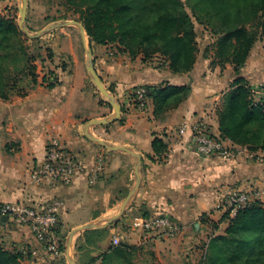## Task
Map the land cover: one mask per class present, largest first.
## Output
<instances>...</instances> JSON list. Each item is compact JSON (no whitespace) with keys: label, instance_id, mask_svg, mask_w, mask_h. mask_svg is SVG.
Instances as JSON below:
<instances>
[{"label":"crops","instance_id":"obj_1","mask_svg":"<svg viewBox=\"0 0 264 264\" xmlns=\"http://www.w3.org/2000/svg\"><path fill=\"white\" fill-rule=\"evenodd\" d=\"M16 7L15 0H0V15L15 19ZM65 38L60 50L71 55L73 66L70 70L52 69L59 77L58 84L47 87L41 79L36 84L15 79L7 97H0V202L43 207L57 201L54 233L58 237L62 231L93 224L94 228L77 232L72 238V257L77 264H99L102 255L114 247L113 236L119 237L121 245L131 246L133 264H202L201 244L220 229L223 232L228 223L223 218L228 194L236 189L264 187V159L224 160L199 155L188 142L189 130L184 135L178 133L183 123L192 125L203 118L219 135L218 110L223 92L235 77L233 66L228 63L223 69L211 67L207 56H201L191 70L173 73L157 56L149 61L141 54L132 56L115 46L113 49L112 44H96L92 46L94 70L118 103L117 113L89 84L79 46L71 37ZM262 44L254 43L240 70L250 88H264ZM165 84H189L191 90L164 118L155 116L151 98L140 109L127 96L132 86ZM113 117L109 122L91 125L88 133L107 145L127 147L132 153L108 148L87 136L89 121ZM155 135L168 144L160 156L151 146ZM54 138L72 151L84 169L68 182L48 178L37 182L32 168L43 162L46 147ZM224 142L238 145L228 139ZM136 157L140 171L133 196L122 215L99 235L93 230L117 213L133 185ZM100 159L102 166L95 179L93 171ZM134 210L149 215L166 213L179 225V232L165 237L158 232L135 230L130 220L142 214H130ZM0 245L13 250L34 249L35 254L22 256V264H69L66 250L60 249L62 254L55 257L27 225L12 220L0 222ZM63 255L65 263L57 262ZM143 255H150V263Z\"/></svg>","mask_w":264,"mask_h":264},{"label":"trees","instance_id":"obj_2","mask_svg":"<svg viewBox=\"0 0 264 264\" xmlns=\"http://www.w3.org/2000/svg\"><path fill=\"white\" fill-rule=\"evenodd\" d=\"M81 5V24L89 43H116L121 51L143 58L153 54L165 57L173 73L191 70L196 60L195 23L210 28L216 35L212 63L221 68L233 66L235 77L223 92L218 110L219 136L250 150L264 151V109L251 104L249 81L241 69L250 49L264 39V0H68ZM16 20L0 15V97L6 98L9 85L15 82L13 65L20 75L31 76L36 84L35 58H30ZM53 52L46 48V58L53 60ZM42 58L41 60L44 61ZM59 66V65H56ZM59 67L64 70L65 64ZM13 78V79H12ZM12 79V81H11ZM41 83L54 87L59 77L49 69L41 76ZM156 117L164 118L190 94L189 84L146 86ZM152 150L158 156L167 150L163 137L155 135ZM142 216H149L143 213ZM228 224L223 234L209 237L202 264H264V206L253 203L238 210L233 218L223 214ZM2 222V220H0ZM99 235L107 226L93 230ZM60 238V237H59ZM60 238V249H63ZM131 246L111 247L102 255L99 264H133ZM22 255L0 245V264H22Z\"/></svg>","mask_w":264,"mask_h":264},{"label":"built area","instance_id":"obj_3","mask_svg":"<svg viewBox=\"0 0 264 264\" xmlns=\"http://www.w3.org/2000/svg\"><path fill=\"white\" fill-rule=\"evenodd\" d=\"M250 89L251 104L264 109V88L256 86ZM146 91L145 85L132 86L128 89L127 96L134 106L143 109L148 99ZM186 130H189V144L199 155L217 156L224 160L241 158L261 161L264 159L263 151L250 150L246 146L226 144L219 135L210 130L207 121L203 118L197 119L192 125L183 123L179 126L178 133L184 135ZM101 166L102 161L100 159L97 168L93 171L95 179ZM83 169V164L72 151L54 138L46 147L43 162L32 168V177L37 182L44 178L68 182L73 175ZM253 203L264 206V187L232 190L224 202V211L227 212L228 218H233L238 210ZM58 205L57 201L43 207L24 202H0V220L2 216H6V220L27 225L36 240L42 243L48 252L58 254L60 252V238L54 233L58 222ZM130 226L146 233L158 232L165 237H172L179 232V225L166 213L134 216L130 220ZM111 245L114 247L121 245L118 236L112 237ZM16 252L22 256L35 254L34 249L25 247L17 248Z\"/></svg>","mask_w":264,"mask_h":264},{"label":"rangeland","instance_id":"obj_4","mask_svg":"<svg viewBox=\"0 0 264 264\" xmlns=\"http://www.w3.org/2000/svg\"><path fill=\"white\" fill-rule=\"evenodd\" d=\"M15 3L17 4V7L15 8V12H14L15 13V20H16L17 24H20L22 0H15ZM81 7H82L81 5L79 6V5L69 3L68 0H27L25 26L30 32H36V31L41 30V29H43L49 25L54 24L55 22H60V21H76V22L81 24V18H80ZM195 31H196L195 42L197 45L196 59L201 57V56H207V59L210 61L211 67H215L216 65L218 67H220L217 62L212 63L213 60L215 59V57H214V53H215L214 44L216 41V35L210 31V28L205 27L199 23H195ZM66 36L71 37V39L73 40V44L79 46V48L81 49L80 53L82 55V58L85 59L86 69H87L88 58H87L86 50H90V52L92 54V46H96V43L93 42L90 44L88 36L86 34H85L84 40H83L79 28L75 25H64V26L56 27V28L42 34L41 36H39L37 40L22 38L23 44L26 46L30 58L31 59H32V57L35 58V61H33L32 64H34V66H35L33 72L35 74L34 76L36 78V82L38 80H40L41 76L43 74H45L47 72V70H49L50 68L55 70V72L58 68L60 70L62 69L61 67H59L61 64L66 65V68H65L66 70H68V69L70 70L72 68L73 60L71 58V55L60 50L66 41L65 40ZM258 41H259V43H263L262 48L264 49V39L258 40ZM108 44H112L113 49H115L114 46L116 48H119L116 43H114V44L108 43ZM47 47L52 48V50L54 52L53 53L54 56H53L52 61H50L48 58H46V48ZM210 51H212V53ZM156 56L158 58H160L161 60H165V57L161 56L159 54H153L149 57H146V59H148L149 61H152V59H154V57H156ZM41 57L46 58V59H44V61H42ZM56 65H59V66H56ZM221 69H223V68H221ZM10 71L12 74H15L14 79H16V80L22 79L25 82L27 80H29V82L31 83V76L24 75V74L20 75L19 72H17V70H15V67L13 65L10 66ZM57 71H59V70H57ZM88 74H89V72H88ZM88 76H89V78L87 80L89 81V84L90 85L92 84L94 89L96 88L97 94L101 97L102 95L100 94L99 89L94 84V82L91 78V75L89 74ZM12 79H11V81H12ZM229 87H230V85L228 86V88ZM107 92L109 94H111L110 91H107ZM102 98H104L105 102L108 103V101H109L108 98H106L104 96H102ZM100 100L102 102L104 101L103 99H100ZM220 107H221V103H220ZM138 213L142 214V210H134V211L130 212V214H138ZM224 219L226 220V218H224ZM70 231L71 230L62 231L59 234L60 238L62 239V246H64V248H63L64 250H65L67 236H68ZM223 233H224V231L222 232V230L220 229V233L219 232L215 233V235L223 234ZM208 240H209V238H207V242H208ZM207 242L205 244L203 241V244H201V246H200L201 250L199 251V255H201V258L202 257L204 258V255L206 252ZM204 244H205V246L203 247ZM61 251H63V250L61 249ZM61 254L62 253L54 254V256L58 257ZM72 254L75 256V250H73V248L71 246L70 255L72 256ZM143 258H147V260H148L147 262L150 263V261H149L150 255H145V257L143 255ZM72 259H73V257H72ZM83 260H85V258ZM59 261H61L62 263H65V261H66L65 255L62 256L61 260H57V262H59ZM81 262H82V260H81ZM74 264H77V263L74 262ZM114 264H115V261H114ZM152 264H154V263H152Z\"/></svg>","mask_w":264,"mask_h":264},{"label":"water","instance_id":"obj_5","mask_svg":"<svg viewBox=\"0 0 264 264\" xmlns=\"http://www.w3.org/2000/svg\"><path fill=\"white\" fill-rule=\"evenodd\" d=\"M26 10H27V0H22V9H21V17H20V24H18L20 30L25 33L27 36H29L30 38H38L39 36H41L42 34L56 28V27H59V26H64V25H75L79 28L80 30V33L82 35V39L84 40V36L86 34L85 30H84V27L82 24L76 22V21H60V22H55L54 24L52 25H49L41 30H38L36 32H30L26 26H25V16H26ZM86 54H87V58H88V65H87V70L89 72V74L91 75V78L94 82V84L96 85V87L99 89V92L102 96L106 97L109 99L108 103L113 105L116 109V112L118 111L119 112V105L118 103L116 102L115 98L113 95L109 94L106 90V88L103 86V84L101 83V81L99 80L95 70H94V66H93V62H92V54L90 52V50H86ZM117 112V113H118ZM116 118V117H115ZM113 118H105V119H97V120H91L89 121L87 124H86V130H87V136L92 139L93 141L103 145V146H106L108 148H123L125 150H128L129 152L132 153V151L127 148V147H115V146H110V145H107L105 142H103L102 140L92 136L90 133H88V128L93 125V124H102V123H106V122H109L111 120H113ZM136 165H135V176H134V182H133V185L132 187L130 188L129 192L127 193L125 199L123 200L119 210L117 211V213L115 215H113L109 220L106 221V223L100 227H96V228H102V227H105L111 223H113L117 218H119L122 213L124 212V210L126 209V207L128 206L132 196H133V193L135 191V188L138 184V181H139V171H140V162H139V159H137L136 157ZM7 217L6 216H2L1 217V220L2 221H6ZM94 228V225L93 224H90V223H86V224H83V225H80V226H77L73 229H71V231L69 232L68 236H67V240H66V245H65V250H66V256H67V260H68V263L69 264H74V261L72 259V256L70 255V250H71V246H72V238L73 236L77 233V232H80V231H86V230H89V229H92Z\"/></svg>","mask_w":264,"mask_h":264}]
</instances>
